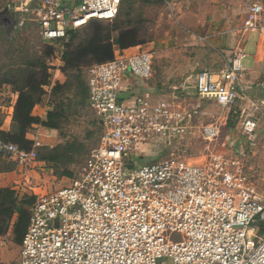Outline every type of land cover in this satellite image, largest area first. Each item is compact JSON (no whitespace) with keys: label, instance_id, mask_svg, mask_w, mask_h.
<instances>
[{"label":"built area","instance_id":"1","mask_svg":"<svg viewBox=\"0 0 264 264\" xmlns=\"http://www.w3.org/2000/svg\"><path fill=\"white\" fill-rule=\"evenodd\" d=\"M121 2L26 0L21 9L31 13L42 40L53 43L70 27L115 18ZM249 32H264V0L247 7L240 37ZM243 57L238 46L224 68L200 71L195 88L224 107L250 104L236 129L253 140L261 105L248 96ZM153 60L150 50L116 52L89 68L88 102L102 127L98 143L68 184L36 193L19 264H264V189L248 174L245 154L213 151L195 163L167 155L197 126L200 105L179 95L155 99L149 90L125 93L127 74L150 79ZM220 131L217 122L200 128L208 140ZM33 140L27 150L0 139V155L26 170L42 145ZM135 155L153 160L137 165Z\"/></svg>","mask_w":264,"mask_h":264},{"label":"rangeland","instance_id":"2","mask_svg":"<svg viewBox=\"0 0 264 264\" xmlns=\"http://www.w3.org/2000/svg\"><path fill=\"white\" fill-rule=\"evenodd\" d=\"M25 1L0 0V76L12 61H23L26 56L34 59L35 63H45V70L50 76L48 84L40 86L41 100L38 106L32 108L33 122L29 125L25 124L27 120L22 113L25 105L17 108L20 93L13 80L0 83L1 121L12 99L10 93L17 94L11 128L4 130L6 133L1 134L0 139L14 142L27 150L34 148L33 138L38 137L42 142L36 148L37 161L28 165L26 170H21L15 161L0 155V187L13 192V204L4 206V212L0 214V223L7 224L6 228L0 226L1 264H19L18 209L23 208L29 216L30 204L35 200L36 193L68 184L83 166L91 148L98 143L102 127L87 102L86 93L87 74L91 66L112 58L114 51L130 44L140 46L141 50H152L154 71L166 75L183 65L188 73L197 76L201 70L208 68H194L190 60L201 59L214 65L221 59L220 55L214 54L215 48L209 45H186L184 41L178 47L156 53L157 42L173 37L175 21L187 11V5L192 1L195 6L196 0H122L115 18L91 20L75 30L70 27L64 40L53 43L42 40L31 13L22 11ZM249 1L256 0H237L241 6ZM64 2L70 4L66 0ZM248 51L251 52L250 48ZM246 59H243L245 67ZM175 92L177 95L178 90ZM203 104L208 108L207 114L196 122L192 132L177 140L167 155L181 154L195 163L203 162L213 151L243 152L248 174L264 189V116L254 139L249 140L237 132L241 117L239 112L235 113L234 106L228 111V107L213 101H203ZM211 122H217L221 131L217 138L208 140L202 136L200 124ZM54 150L55 159H46ZM135 156L137 165L153 160L152 156ZM24 219L27 220L26 217ZM179 238L178 234H173V239Z\"/></svg>","mask_w":264,"mask_h":264},{"label":"crops","instance_id":"3","mask_svg":"<svg viewBox=\"0 0 264 264\" xmlns=\"http://www.w3.org/2000/svg\"><path fill=\"white\" fill-rule=\"evenodd\" d=\"M66 1L71 4L77 0ZM193 4L194 2L192 1V4L187 5V11H184L179 20L175 21L173 37L168 40L163 38L157 42L156 53L178 47L182 44V41L186 45L193 43H197L200 46L209 45L215 48L214 54L221 56L220 62L214 65L207 64L201 59L190 60V62H193L192 67L194 68L218 70L228 64L234 50L238 46L243 47L244 57H247L245 69L246 80L249 84L248 96L252 101L261 105V109L257 112L258 124H260V120L264 116V32H249L243 39L239 33L250 1L245 3V6H241L237 0H196L195 6ZM203 37H206V40ZM248 48L251 50L250 53H248ZM193 49L195 50V48ZM198 50L204 51L201 48H198ZM139 51H141L140 46L130 44L123 49H118L116 52L134 54ZM186 70L183 65L178 66L174 72L168 75L164 74V72L160 74L153 70L152 77L146 81L129 76L128 91L125 93L133 94L149 90L155 99H160L173 97L176 95L175 91L178 90L177 95L187 98L189 103H198L200 105V115L195 121L197 125L196 122L200 121L208 112V108L204 106L203 101H215L198 96L195 88L196 76H193V74L188 73ZM10 94L12 95V99L10 104L7 105V113L1 125V129L5 131H9L11 128L13 121L12 111L17 100V94ZM233 106L236 109L234 110L235 113L239 112V116L242 108H251L250 104H247L243 100H238ZM233 106L228 107L229 109L227 110L230 111Z\"/></svg>","mask_w":264,"mask_h":264},{"label":"trees","instance_id":"4","mask_svg":"<svg viewBox=\"0 0 264 264\" xmlns=\"http://www.w3.org/2000/svg\"><path fill=\"white\" fill-rule=\"evenodd\" d=\"M122 3V2H121ZM121 5V4H120ZM120 11V9H119ZM118 15V14H117ZM97 18L91 19L96 20ZM89 20L88 23L91 21ZM102 20V19H101ZM86 23V24H88ZM85 24V25H86ZM38 26V25H37ZM84 26V25H83ZM82 27V26H80ZM78 27V28H80ZM77 29V28H75ZM72 29V30H75ZM70 32V31H69ZM69 35V34H68ZM65 39V38H64ZM62 39V40H64ZM61 41V40H60ZM116 51H114V55L112 58L108 59L111 60L115 57ZM106 60V61H108ZM105 62V61H103ZM101 63V62H100ZM41 69L42 73L38 70ZM46 64L44 63H35V60L30 58V56H26L23 61H12L9 64V68L4 72L3 76H0V83L9 82L12 79L13 84L16 86L17 91L20 93V97L18 99V109L23 104L25 107L23 108V117H25V124L29 125V123L33 122L32 118V108L40 103L42 91L41 87L44 84H48L49 76L46 72ZM1 70V68H0ZM41 73V75H40ZM1 74V71H0ZM43 76V77H42ZM41 93V94H40ZM86 93H87V102H88V86L86 81ZM89 104V102H88ZM97 122L99 123L98 119ZM23 124V123H22ZM2 121L0 120V135L5 134L3 129H1ZM100 125V124H99ZM24 127V126H23ZM26 127V126H25ZM53 152L46 156V159L54 160L56 155H53ZM13 192H11L8 188L0 187V214L4 212V206L12 203ZM33 200L31 204L34 202ZM30 204V205H31ZM7 208V207H6ZM19 213V222L17 226V241L22 243L24 234L26 232L28 223H29V216L26 215L25 210L23 208L18 209ZM26 217V221L24 218ZM0 226L7 227L6 222H1Z\"/></svg>","mask_w":264,"mask_h":264},{"label":"water","instance_id":"5","mask_svg":"<svg viewBox=\"0 0 264 264\" xmlns=\"http://www.w3.org/2000/svg\"><path fill=\"white\" fill-rule=\"evenodd\" d=\"M6 12H7V10H6ZM4 21H6V18L4 19ZM130 167H132V165H130Z\"/></svg>","mask_w":264,"mask_h":264}]
</instances>
